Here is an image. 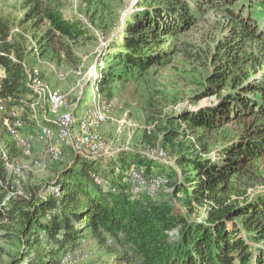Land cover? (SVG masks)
Returning <instances> with one entry per match:
<instances>
[{"label": "trees", "instance_id": "16d2710c", "mask_svg": "<svg viewBox=\"0 0 264 264\" xmlns=\"http://www.w3.org/2000/svg\"><path fill=\"white\" fill-rule=\"evenodd\" d=\"M160 1L139 0L142 9L130 15L122 35L109 47L106 69L96 81L110 96L117 82L137 78L162 62L165 52L154 50L153 42L176 36L201 19L205 22L209 10L226 17V22L221 19L215 25L222 31L203 94L227 92L215 105L177 113L181 127L172 124L164 131V139L177 148L180 166L169 172L170 184L189 213L209 203L206 217L191 221L169 201L133 194L128 175L132 164L145 165L149 174H165L156 167L163 162L147 155V150H122L98 158L77 155L56 168L44 189L10 195L0 184V219L18 224L23 243L11 264L71 263L66 257L74 255L87 234L114 255L113 264H264V248L253 242H264V191L257 190L243 203L231 199L245 196L264 173V58L262 50L256 57L248 48L251 41L264 46V0H165L164 5ZM31 2L23 22L47 26L37 40L43 49L70 55V40L89 37L80 22L65 18L52 1ZM10 34L9 21L0 15V66L6 72L0 95L13 105L32 89L24 54L17 49L16 55L12 53L16 45ZM192 48L187 56L195 51ZM230 123H238L241 133L216 155L210 154L207 134ZM182 136L192 141H177ZM145 140L151 143L152 138L147 134ZM3 169L0 160L5 179ZM50 185L60 187L63 194L50 193ZM174 230L178 233L171 235ZM43 241L52 243V249L31 257L32 248Z\"/></svg>", "mask_w": 264, "mask_h": 264}, {"label": "rangeland", "instance_id": "374dc122", "mask_svg": "<svg viewBox=\"0 0 264 264\" xmlns=\"http://www.w3.org/2000/svg\"><path fill=\"white\" fill-rule=\"evenodd\" d=\"M31 1L33 0H0V15L9 21L11 25L9 39L16 45L12 53L16 55L17 49L24 54L26 65H37L44 79L67 95L71 106L78 102L80 107L75 116L77 126L86 109L93 106L91 83L96 75L102 73V69H106L104 57L109 47L122 35L130 15L140 11L142 7L138 6L139 0H50L65 18L80 22L89 35L88 37L84 34L75 42L69 41L70 55L64 52L55 55L49 48L45 50L37 42L47 26L35 27L32 21L23 22ZM160 3L164 5L165 0H161ZM204 17L205 22L201 19L176 36L168 35L160 43H152L151 47L154 50L165 52L162 62L152 65L137 78L135 76L129 81L116 83L110 96L116 100L117 107L112 118L103 125L106 126V130L102 128L109 148V154L105 156L114 155L122 150H148L154 143L168 154V163L162 161L164 165L157 163L156 167H160L171 179L173 177L169 172L175 173V169L180 170L176 161L177 148L164 139L165 127L172 124L181 127L180 119H176L177 113L215 105L221 95L227 92V89H224L215 95L203 94L208 83L206 76L213 70L216 40L222 31L215 25L221 19L226 22V17L217 14L214 9L209 10ZM101 40L106 44L103 45ZM190 46L193 47L192 52L194 49L195 51L187 56ZM248 48L256 57L261 56L259 50H262L264 58V46L261 42L251 41ZM36 50L39 51V55ZM0 70L3 78L5 68L0 66ZM59 73H64L65 77L60 78ZM90 74L93 76L89 77ZM28 98L29 96H24L22 100L28 101ZM12 106H16L15 109L19 111L26 110L24 102L8 105V109ZM241 130L238 123H230L213 133H208L209 153L216 155L220 147L234 139ZM198 131H202V128H198ZM147 134L152 138L151 143L145 140ZM177 141L190 143L192 139L189 136H182ZM0 150L11 152L13 162L27 164V159L16 146L13 136L4 128L1 114ZM74 158L75 156L68 152L65 161L72 162ZM64 163L47 161L43 168L25 169L20 175L10 169H3L2 172L16 189L27 193L38 188L44 189L47 186L46 182L55 177L56 168ZM260 178L259 183L249 187L245 196H232V202L243 203L257 190L264 191V173ZM156 199L169 201L178 213L186 215L191 221L203 220L210 207L209 203L199 205L193 213H189L183 204V197L175 194L171 184L159 191ZM18 233L16 222L11 224L10 221L0 219V264H11L19 256L23 243ZM253 242L256 246L264 248V242ZM52 245L47 241L37 244L32 248L31 257L36 258L51 250ZM73 253L76 261L68 264H113L114 255L88 234L85 239L79 240V245Z\"/></svg>", "mask_w": 264, "mask_h": 264}, {"label": "built area", "instance_id": "2783aa9c", "mask_svg": "<svg viewBox=\"0 0 264 264\" xmlns=\"http://www.w3.org/2000/svg\"><path fill=\"white\" fill-rule=\"evenodd\" d=\"M101 42L103 45L106 44L102 40ZM36 52L39 55V51ZM25 72L27 84L32 89L29 100H22L26 110L19 111L15 109L16 106L8 109L6 101L0 95V114L4 128L13 136L16 146L27 159V164L13 162L11 152L0 150L4 169H10L20 175L25 169L43 168L47 161L64 163L68 152L74 156L81 155L87 158H98L109 154L102 128L112 118L117 102L113 97L108 96L96 81L99 75H96L91 83L93 106L86 109L79 125L76 126L75 116L80 107L78 102L75 106H71L67 95L60 88H55L46 81L37 65L25 64ZM93 75L90 74L89 77ZM58 76L64 78L65 74L59 73ZM2 79L0 70V90ZM146 154L168 163V154L163 148L151 147ZM128 175L132 192L136 196L155 197L171 183L166 174H149L145 165L132 164ZM94 176L98 183L102 182L98 176ZM0 184L5 185L10 195L13 193L26 195L23 190L16 189L7 176L3 179L1 172ZM48 191L57 197L63 194L60 187L55 185H50ZM177 233V230L170 232L171 235ZM73 256L69 254L66 258L72 263L76 261Z\"/></svg>", "mask_w": 264, "mask_h": 264}, {"label": "crops", "instance_id": "0c3cea01", "mask_svg": "<svg viewBox=\"0 0 264 264\" xmlns=\"http://www.w3.org/2000/svg\"><path fill=\"white\" fill-rule=\"evenodd\" d=\"M103 130H104V131L106 130V126L103 127Z\"/></svg>", "mask_w": 264, "mask_h": 264}]
</instances>
